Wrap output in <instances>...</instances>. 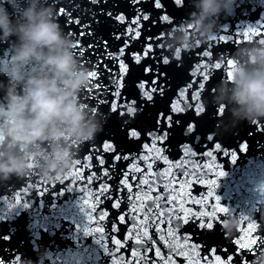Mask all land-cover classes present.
Listing matches in <instances>:
<instances>
[{
  "label": "water",
  "instance_id": "95a60500",
  "mask_svg": "<svg viewBox=\"0 0 264 264\" xmlns=\"http://www.w3.org/2000/svg\"><path fill=\"white\" fill-rule=\"evenodd\" d=\"M162 3L163 11L170 17L169 22L161 19L162 10L153 8L152 0H146L143 4H133L131 0L106 2L100 0L98 5L85 4V10L91 8L96 13L95 17L88 16L87 22L91 23L99 37L107 42L109 53L112 55L120 53L117 61L107 58L101 61L103 67L98 73L99 78L103 82H109L107 80L109 72L104 69H109L113 73L119 72L121 86L115 90L120 92L123 99L135 102L138 92H143V89L138 87L139 83L144 82L147 87L150 84L147 76L153 75L148 73L146 76L142 66L153 65L157 72L167 73L160 81L165 87V93L161 97L157 96L154 104L138 100V106L142 110L133 109L129 119L133 114L137 115L131 122L139 125L136 128L139 138H130V135H125L126 128L123 125L127 117H119L109 109L108 101L113 103L117 101L111 95L102 94L99 89L93 90L95 81H90L89 78L87 88L81 89L77 100L88 116L94 117L98 130L89 141L73 142L69 139L65 142L71 147V169L60 176L54 172L45 175L44 161L37 158L29 164L32 167H28L23 176L12 175L8 179L0 177V258H3L5 264H17V258L20 259V264H110V249L115 246L108 237H114L123 243L131 227L127 216L124 223L118 219L128 208L126 191L119 193L125 201L120 209L113 208L118 195L116 186L121 179L122 171L129 169L133 163L139 164L141 168L146 167L145 161L131 158L141 155L145 151V145L155 144L170 163L183 158L185 145L196 153H204L213 150L215 142L221 144L225 152L224 155L216 154L217 162L225 175L211 177L209 173L205 179H216L215 197L219 198L220 204L229 211L220 216L222 225L215 224L212 230L205 231L197 227L200 221L181 226V233L191 234L192 241L200 246L198 255L187 248L183 249L181 255H171L165 243L158 241L155 248L168 255L172 264H188L193 257L196 258V264H205V260L209 264H229V256L232 257V264H238V254L241 250L234 242L244 239L245 230L250 227L242 217L247 216L264 222V119L251 123L236 117L231 111L234 105L226 98L220 99L222 81L228 80L226 75L228 69L222 67L220 70H213L212 77L204 82L206 87L201 91V103L205 109L203 113L196 114L191 110L174 113L169 109V101L176 105L175 97L182 91H190L185 89L186 84L192 83L193 89L195 88V82L199 77L195 69L197 61L201 59L197 53L205 45L213 44L216 56L233 59L235 63L234 57L238 49L264 45L259 43V39L264 37H253L251 40L242 37L243 32L249 27L264 24V0H231L227 8H222L216 16L204 21L205 26H212L206 35L201 34L202 30L197 31L196 21L201 15L197 7L199 0H184L182 7L176 5L174 0H162ZM138 8H143L156 23H151V20L141 21L139 26L130 23L135 20ZM108 11L113 13V17L123 14L125 21L121 23L108 17L106 15ZM137 27L140 31L139 37L131 33V29ZM76 31L72 26L69 32L73 34L67 36L74 41L72 51L79 62V67L87 69L90 74L96 69L102 50L97 49L94 55H89V46H84L81 59L76 54L77 39L83 45L85 40H91L92 37L83 35L77 37ZM113 33L118 34L120 38L117 39ZM222 35H231L234 42L224 44L218 39L210 42L212 37ZM151 37L155 39H150ZM148 45H152V51L136 63L135 56L142 54ZM165 59L168 61L167 64L163 63ZM120 64L127 66V73L119 67ZM126 106L121 103V110ZM157 114L161 116L160 120L155 119ZM167 115H172L173 121L180 116V125L173 123L167 139L162 143L151 140L148 132L154 130V124L162 128L164 126L162 117ZM189 124L194 125L192 133L187 132ZM105 142L112 143L115 151L101 150L90 162L85 159L90 151L95 152ZM233 153L236 155L235 162L231 159ZM117 154L130 158L114 162L113 157ZM100 157L105 161L102 167L98 166ZM189 160L202 164L211 163L207 156L202 155L188 157L185 163ZM78 161L85 164V168L80 169L84 176L95 173L99 177L103 169H108L112 178L94 180L89 187L84 181L71 177L77 170ZM88 163L92 165L90 169L87 167ZM113 163L115 168L110 167ZM167 169L168 164L164 160L156 159L152 162L150 171L166 172ZM173 171L177 170L173 168ZM65 176H69L71 180H58ZM140 176V172L132 173L129 182L132 183ZM188 179L194 180L195 177ZM105 182L109 193L99 197L97 212H107V216L98 225H92L89 221L90 209L85 201L94 202L97 199L95 190L102 187ZM172 187L178 188L175 184ZM133 191H136L135 186ZM160 191L159 188L154 189L150 195L155 197ZM184 192H190L192 198L198 200L201 195L208 192V189L202 184L192 183L190 188H184ZM109 194L111 198L106 199L105 196ZM185 207L192 212L206 210L201 205L191 202ZM96 226L105 227V233L93 232L85 235L86 229ZM114 227L118 231L112 232ZM257 230L264 231L260 224H257ZM148 233L153 240H157L153 228L150 227ZM134 244L135 241L129 239L126 246L116 253L117 264H127ZM177 247H180L179 243ZM209 249L215 250L214 255ZM121 253L122 260L119 259ZM154 255V251L147 253L146 264H153ZM248 259L252 257L249 256ZM132 264H138V261L133 260ZM155 264H160L158 258Z\"/></svg>",
  "mask_w": 264,
  "mask_h": 264
},
{
  "label": "snow or ice",
  "instance_id": "6c2138e0",
  "mask_svg": "<svg viewBox=\"0 0 264 264\" xmlns=\"http://www.w3.org/2000/svg\"><path fill=\"white\" fill-rule=\"evenodd\" d=\"M106 2V0H104ZM133 4H143L146 0H131ZM87 3L90 5H98L100 0H87ZM174 3L178 6H183L184 0H174ZM152 7L155 9L162 10L161 19L165 22L170 21V17L164 10V4L162 0H152ZM73 8L77 9L76 12H73ZM103 13V9H101ZM57 14L63 17V23L66 25H71L76 28L75 35L77 37L90 36L91 40H85L82 45L80 40L77 39V43L75 45L76 54L83 59L84 46H89V55H94L95 50L100 49L101 55L96 63V69L91 71L89 74L90 81L94 80L95 84L93 86V90L99 89L102 94H108L113 97L117 103H113L112 101H108L109 109L117 114L119 117H127L123 121V125L126 128L125 135H130V138H139L138 132L136 128L139 126L137 124L132 123L136 118V114H133L131 119H129V114L133 112V109L141 107L138 106V100L144 101L147 104H154L155 98L157 96L161 97L165 93V87L163 83H161V78H165L166 72L159 71L157 72L153 65H149L147 67L142 66V71L146 74L153 73L152 76H147V79L150 81V84L146 87L144 82L139 83L138 87L143 89V92H138V96L136 97L135 102H130L127 99H123L119 91L115 89H119L121 86L120 73H113L109 69H104V71L109 72V76L107 80L109 82H103L98 73L101 72L103 65L101 61L105 58L117 61L119 59L120 53H116L112 55L108 51L107 42L103 41L99 34H97L95 27L87 22L88 16L95 17L96 13L92 11L91 8L85 10V7L82 4H78L77 0H68L67 4H62L57 7ZM106 15L110 18H114L117 21L123 23L125 21V17L123 14H117L113 17V13L108 11ZM150 14L146 13L143 8H138L136 10V18L130 23H134L139 26L141 21H150ZM99 23V21H96ZM151 23H156L155 20H151ZM131 33L136 37L140 36V31L138 27L135 29H131ZM67 34H73L72 32H67ZM117 39L120 38L118 34L113 33ZM242 37L246 40H251L253 37H264V24H260L258 27H249L246 29ZM150 39H155V37H151ZM219 40L224 44H228L230 42H234L231 35H222L219 37H212L210 42ZM259 43H264V38L259 39ZM9 49L7 44H4L3 47H0V56L7 57L10 55V52L7 51ZM152 51V45L146 46L145 50L142 54H138L135 56V62L139 63L143 56H147ZM197 55L201 58L197 61L196 72L199 73V77L195 82V88L193 89L192 83L186 84L185 89L190 90L189 92H180L176 97V105H172L169 101V109L174 113H185L189 110L196 114H201L204 112L203 104L201 103V91L206 87L204 82L208 81L212 77L213 70H220L222 67L228 69L227 78L231 79L234 72L236 71V63L233 59H228L225 57H218L214 52V45L207 44L202 49H200ZM163 63L167 64L168 61L165 59ZM119 67L123 69L124 73H127L128 69L125 64H120ZM179 68V66H177ZM209 85V84H208ZM207 85V87H208ZM104 102V101H101ZM127 105L121 110L120 105ZM180 116H177L176 120L173 121L172 115L163 116L162 119L164 121V126L162 128L157 127L155 124L153 125V131L148 132V136L153 141L163 142L168 137V132L171 128V125L174 123L176 125H180L181 120ZM156 120H160L161 116L157 114L155 116ZM257 123V122H256ZM194 130V125L189 124L187 126V132L192 133ZM144 131V129H141ZM110 139H113L110 137ZM195 139V137H193ZM183 158L175 163H170L163 155L162 152L156 147L155 144L151 146L145 145V151L141 153L139 156H132L131 158L137 161L143 160L146 162V167L141 168L139 164L133 163L129 169L126 171H122L121 179L116 186L117 198L113 203V208L120 209L121 204L124 201L123 198L120 197L119 193L127 192L126 201L128 204V208L118 217L121 223L125 222V216L128 217L131 227L128 230L127 235L125 236L124 242L116 239L114 237L109 236L112 244L115 246L110 249V264H117V256L116 253L120 251V249L124 248L129 239H133L135 244L131 249V257L127 261V264H132L133 260H137L138 264H146L148 261L147 253L149 251H154L155 255L152 258L153 264H155V260L158 258L160 264H172V261L169 259L168 255L160 252L159 248H155V244L158 241L164 242L168 253L171 255H181L183 249L187 248L191 252L199 254L200 246L192 241L191 234H182L181 226L188 223H195L196 221H200L197 224V227L204 229L205 231L212 230L215 224H221L220 216L223 214H227L229 211L226 207L220 204L219 198L215 197L214 189L217 186L216 179L210 178L205 179L209 173H211V177H222L225 175L224 171L221 170L220 165L217 162L216 154L224 155V148L219 143H215L213 145V150L206 151L204 153H196L188 146H183ZM115 151L113 144L110 142H105L101 145L100 148H97L95 152L90 151L89 155L85 158L87 161H91L93 156L100 152ZM166 151V149H164ZM207 156V158L211 161L208 164H202L198 161L189 160L188 163H185V160L188 157H197V156ZM129 156L121 157L119 154L113 157L114 162L120 159H129ZM156 159L164 160L166 164H168V169L166 172H160L159 170L152 172L150 169L152 168V162ZM233 162L236 160V155L233 153L231 156ZM105 163L102 157L98 160V166H103ZM32 167V165H29ZM87 167L90 169L92 165L90 163L87 164ZM111 168H115V163L110 166ZM77 170L71 174L72 178H76L79 181H84L89 187L91 186L94 180L100 179L103 180L105 177L109 179L112 176L109 173L108 169H103L100 176L97 177L95 173H90L87 177L84 176L83 172L80 169L85 168V164L83 162H77L76 165ZM173 168L177 171H173ZM140 172L141 176L139 179L134 180L132 183L129 182V176L132 173ZM188 177H195L194 180L188 179ZM58 180H71L69 176H65L62 179L58 178ZM192 183H199L204 185L208 192L204 195H201L200 198L194 199L192 198L190 192H184L185 187H191ZM175 184L177 187H172ZM133 186H135L136 191H133ZM161 189V191L153 197L150 195L154 189ZM97 199L94 202L89 203V201H85L88 204L90 209L89 221L92 225H98L100 221L105 220L107 216V212H97V206L100 203L99 197L104 195L105 193H109V188L107 183L105 182L102 187H98L96 190ZM105 198H111V195L105 196ZM17 200L19 201V195L17 196ZM211 200V203H209ZM191 202L192 204L201 205L204 211H196L192 212L188 208L185 207L187 203ZM242 219L250 224L245 232L246 236L244 239H238L234 243L241 250L238 254V264H264V231L257 230V224L261 225V228L264 229V222L260 220L251 219L247 216L242 217ZM178 221V222H177ZM153 228L156 232L157 240H153L152 237L148 233L149 228ZM118 231L117 228H113L112 232ZM93 232L95 233H105V227L96 226L92 229H86L85 235H90ZM167 238V239H166ZM245 240L247 241L245 243ZM177 243H179L180 247H177ZM137 245L139 247H137ZM147 245V246H145ZM209 252L214 255L215 250L209 249ZM251 256L252 259H248ZM119 259H123V254L121 253ZM219 258L217 257V261ZM229 264H232V257L228 258ZM0 264H5L3 258H0ZM17 264H20V259L17 258ZM188 264H196V258L193 257L188 261ZM205 264H209L207 260H205Z\"/></svg>",
  "mask_w": 264,
  "mask_h": 264
},
{
  "label": "clouds",
  "instance_id": "9594fccd",
  "mask_svg": "<svg viewBox=\"0 0 264 264\" xmlns=\"http://www.w3.org/2000/svg\"><path fill=\"white\" fill-rule=\"evenodd\" d=\"M231 0H199L201 15L197 31L206 35L212 26L204 21L227 8ZM54 6L27 8L22 21L12 22L0 8L3 38L17 36L15 66L6 99L0 105V177L23 176L37 158L44 161V174H64L72 167L71 147L66 141L86 142L97 132L94 117L78 104V93L87 88L89 73L79 67L72 49L74 41L63 34ZM183 38L181 39V44ZM236 71L222 81L221 100L234 107L233 115L251 123L264 119V45L238 49ZM38 62L45 71L25 77L21 69ZM22 84L17 92V85ZM231 85V87H229ZM227 107V105H225Z\"/></svg>",
  "mask_w": 264,
  "mask_h": 264
}]
</instances>
